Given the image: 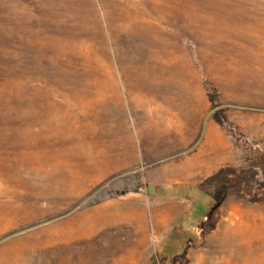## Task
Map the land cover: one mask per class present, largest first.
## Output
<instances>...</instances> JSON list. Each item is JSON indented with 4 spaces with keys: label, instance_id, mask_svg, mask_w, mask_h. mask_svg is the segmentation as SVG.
Listing matches in <instances>:
<instances>
[{
    "label": "rangeland",
    "instance_id": "1",
    "mask_svg": "<svg viewBox=\"0 0 264 264\" xmlns=\"http://www.w3.org/2000/svg\"><path fill=\"white\" fill-rule=\"evenodd\" d=\"M210 122V175L226 171L203 189L227 181L221 203L211 211L198 188L208 176L174 188L190 223L206 210L224 229L242 204L264 210L250 200L264 196V0H0V264H108L139 220L154 248L161 172L191 156ZM91 211L104 225L94 234ZM224 246L210 240V264ZM245 246L264 257V234L234 238V264Z\"/></svg>",
    "mask_w": 264,
    "mask_h": 264
},
{
    "label": "crops",
    "instance_id": "2",
    "mask_svg": "<svg viewBox=\"0 0 264 264\" xmlns=\"http://www.w3.org/2000/svg\"><path fill=\"white\" fill-rule=\"evenodd\" d=\"M218 131V125L210 122L204 131L203 143L191 156L185 157L180 163L171 164L161 172V175L169 180V185L156 191L149 204L152 214L156 217L153 224L156 235L155 247L150 245L145 222L131 221L129 224L137 228L138 235L132 237L130 240L134 241L116 253L108 264H171L172 258L183 251L185 254L178 257L175 264H210L208 251L204 249L217 235L222 236L225 243L220 263L217 264H234L233 239L239 238L242 244L248 245L250 236L257 237L264 234V210L243 204L237 207L239 215L236 226L230 223L232 217L226 216L224 229L215 227L210 232L202 234V225L208 213L206 210L202 211L198 222L188 221L193 210L185 204L187 196L184 190L174 187L188 184V179L191 177L201 181L216 169L219 155L212 143ZM228 146L232 150L231 144ZM230 157L229 154L226 155V159ZM99 210L100 207L95 209V211ZM178 218L181 219L179 222L176 220ZM82 219L83 225L90 234L99 232L104 226L99 217L94 216V211H91L90 215H82ZM202 243H205L204 246ZM235 259L236 264H263L264 257L250 254L246 247Z\"/></svg>",
    "mask_w": 264,
    "mask_h": 264
},
{
    "label": "trees",
    "instance_id": "3",
    "mask_svg": "<svg viewBox=\"0 0 264 264\" xmlns=\"http://www.w3.org/2000/svg\"><path fill=\"white\" fill-rule=\"evenodd\" d=\"M213 119L217 123L222 124V118L219 116L218 113H216V112L213 113ZM225 171H226L225 168H220L217 172H215L214 174H212V175L208 176L206 179H204V181L200 183L199 188L203 189V185L206 182H211V181H214V180H221L225 176V175L224 176L222 175L223 173H225ZM226 183H227V181H225V185L221 183L222 185L219 186L214 191H208V190L203 189L205 191V193L209 194L211 196V198L213 199L214 205L212 206L211 211H213V209L221 203L222 198H223L222 192H223V188L226 187ZM250 200H252V201H261V200H264V196L263 197H259V198H251ZM207 224H209L208 226H209L210 229H212L214 227L213 223H209V222L205 221L203 223L204 228H205V225H207ZM184 254H185V251H183L180 255L174 256L172 258V264L176 261V259L178 257H182Z\"/></svg>",
    "mask_w": 264,
    "mask_h": 264
},
{
    "label": "bare ground",
    "instance_id": "4",
    "mask_svg": "<svg viewBox=\"0 0 264 264\" xmlns=\"http://www.w3.org/2000/svg\"><path fill=\"white\" fill-rule=\"evenodd\" d=\"M149 18H150V17H149ZM151 19H152V18H151ZM136 24H137V23H136ZM140 25H141V24H140ZM133 26H134V25H133ZM137 27H139V25H138ZM131 29H132V28H131ZM135 29H136V28H135ZM135 29H134V30H135ZM137 29H138V28H137ZM137 29H136V31H137ZM138 30H139V29H138ZM139 32H140V31H139ZM132 33H133V32H132ZM132 33H131V34H132ZM134 33H135V32H134ZM134 33H133V34H134ZM131 34H130V35H131ZM140 34H142V33H140ZM145 34H146V33H145ZM134 36H135V34H134ZM150 36H151V34H150ZM135 37H136V36H135ZM147 37H148V36H147ZM127 38H128V37H127ZM128 39H129V38H128ZM132 40H133V39H132ZM126 41H127V40H126ZM134 41H135V40H134ZM156 42H157V41H156ZM131 44H132V43H131ZM160 44H161V43H160ZM160 44H159V45H160ZM144 45H145V44H144ZM155 45H156V44H155ZM163 45H164V44H163ZM145 46H146V45H145ZM149 47H150V46H149ZM153 47H154V46H153ZM164 47H165V46H164ZM151 48H152V47H151ZM151 48H148V49H151ZM154 48H155V47H154ZM137 49H138V46H137ZM139 49H140V47H139ZM141 49H143V48H141ZM141 49H140V50H141ZM154 50H155V49H154ZM125 51H126V50H125ZM132 51H135V50L132 49ZM136 51H138V50H136ZM136 51H135V54L138 53V52H136ZM141 51H142V50H141ZM156 51H157V50H156ZM156 51H155V52H156ZM139 52H140V51H139ZM151 52H152V51H151ZM162 52H163V51H162ZM141 53H142V52H141ZM132 54H133V52H132ZM135 54H134V55H135ZM152 54H153V53H152ZM156 54H157V52H156ZM126 55H128V53H127ZM146 55H147V54H146ZM143 56H144V55H143ZM152 56H153V55H152ZM157 56H158V55H157ZM125 57H126V56H125ZM133 57H134V56H133ZM137 57H138V56H137ZM150 57H151V53H150ZM150 57H149V59H150ZM126 58H127V57H126ZM134 58H135V57H134ZM146 58H148V57H146ZM124 59H125V58H124ZM132 59H133V58H132ZM132 59L130 58V59H128V60H132ZM141 59H142V57H141ZM152 59H153V58H152ZM155 59H156V58H155ZM125 60H126V59H125ZM136 60H137V59H136ZM142 60H143V59H142ZM147 60H148V59H147ZM166 60H167V59H166ZM126 61H127V60H126ZM139 61H140V60H139ZM143 61H144V60H143ZM145 61H146V60H145ZM132 62H133V61H132ZM136 62H138V60H137ZM136 62H135V63H136ZM140 62H142V61H140ZM150 62H151V65H152V63H154V61L152 62V60H150ZM160 62H162V61H160ZM163 62H164V61H163ZM138 63H139V62H138ZM165 63H166V61H165ZM168 63H169V62H168ZM168 63H167V64H168ZM148 64H149V63H148ZM154 64H155V63H154ZM162 65H163V64H162ZM162 65H161V66H162ZM155 66H157V64H156ZM163 66H164V65H163ZM163 66H162V67H163ZM131 67H133V66H131ZM165 67H166V66H165ZM133 68H134V67H133ZM158 68H159V65H158ZM179 68H180V67H179ZM179 68H177V69H179ZM166 69H167V67H166ZM153 70H155V69H153ZM160 70H161V69H160ZM173 70H175V69H173ZM161 71H162V70H161ZM175 71H176V70H175ZM165 72H166V71H165ZM155 73H156V72H155ZM176 73H177V72H176ZM126 74H128V73L126 72ZM160 74L162 75V74H164V72H163V73L161 72ZM177 74H178V73H177ZM177 74H176V75H177ZM164 75H165V74H164ZM129 79H130V78H129ZM129 79H128V80H129ZM125 81H126V80H125ZM128 82H129V81H128ZM127 84H128V83H127ZM144 85H145V84H144ZM142 86H143V85H142ZM124 87H125V86H124ZM137 87H138V86H137ZM165 88H166V87H165ZM148 89H149V88H148ZM173 90H175V89L173 88ZM128 91H129V90H128ZM143 91H146V90H143ZM146 92H147V91H146ZM148 92H149V91H148ZM180 92H181V91H180ZM180 92H179V94H180ZM137 93H138V92H137ZM177 93H178V92H177ZM173 94H174V93H173ZM141 95H143V94H141ZM134 96H135V95H134ZM134 96H133V97H134ZM137 96H138V95H137ZM155 96H156V95H155ZM165 96H166V95H165ZM171 96H172V94H171ZM173 96H174V95H173ZM175 96H176V94H175ZM146 97H147V96H146ZM160 97H161V96H160ZM140 98H141V97H140ZM153 98H154V97H153ZM141 99H142V98H141ZM149 99H152V98H149ZM155 99H156V98H155ZM138 100H139V99H138ZM146 100H147V99H146ZM177 100H178V99H177ZM179 100H181V99H179ZM150 101H151V100H150ZM157 101H158V100H157ZM169 102H170V101H169ZM172 102H173V101H172ZM172 102H171V104H173ZM141 103H142V102H141ZM148 103H149V102H148ZM152 103H153V101H152ZM162 103H164V102H162ZM178 103H179V102H178ZM148 105H149V104H148ZM173 105H174V104H173ZM149 106H150V105H149ZM149 106H148V108H149ZM163 106H164V105H163ZM163 106H162V107H163ZM174 106H176V103H175ZM152 107H153V106H152ZM160 107H161V105H160ZM162 107H161V108H162ZM169 107H170V106H169ZM177 107H178V106H177ZM164 108H165V107H164ZM166 108H167V107H166ZM173 108H174V107H173ZM162 109H163V108H162ZM149 110H150V108H149ZM149 110H148V111H149ZM160 110H161V109H160ZM165 110H166V109H165ZM176 110H177V109H176ZM176 110H175V111H176ZM166 111H167V110H166ZM171 111H172V110H171ZM177 111H178V110H177ZM177 111H176V112H177ZM161 112H162V111H161ZM138 113H139V112H138ZM156 113H159V112H156ZM170 115H171V113H170ZM160 116H162V115L160 114ZM160 116L158 115V117H160ZM162 117H163V116H162ZM159 119H160V118H159ZM161 123H163V122H161ZM164 127H166V126L164 125ZM162 128H163V126H162ZM159 129H160V128H159ZM163 130H164V129H163Z\"/></svg>",
    "mask_w": 264,
    "mask_h": 264
},
{
    "label": "water",
    "instance_id": "5",
    "mask_svg": "<svg viewBox=\"0 0 264 264\" xmlns=\"http://www.w3.org/2000/svg\"><path fill=\"white\" fill-rule=\"evenodd\" d=\"M148 191H149V192H152V191H153V185H151V184L148 185ZM19 231H20V230H19ZM19 231H13V232L7 233V234L4 236V238H6V237H8V236H11V235H13V234H15V233H17V232H19Z\"/></svg>",
    "mask_w": 264,
    "mask_h": 264
}]
</instances>
